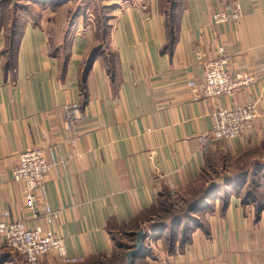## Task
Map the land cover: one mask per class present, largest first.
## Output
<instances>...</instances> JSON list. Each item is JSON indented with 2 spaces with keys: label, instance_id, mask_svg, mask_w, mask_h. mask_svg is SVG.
<instances>
[{
  "label": "crops",
  "instance_id": "crops-1",
  "mask_svg": "<svg viewBox=\"0 0 264 264\" xmlns=\"http://www.w3.org/2000/svg\"><path fill=\"white\" fill-rule=\"evenodd\" d=\"M97 1L117 4L105 46L91 13ZM169 1L64 0L53 8L47 0H0V210L62 236L68 255L83 258L77 264L120 253L118 242L129 240L114 238L109 223L129 226L157 203L163 185L187 198L199 184L221 188L192 214L187 240L183 225L151 231L134 263L264 261V0H239L243 17L221 24L212 17L230 11L224 0H174L175 41L163 52ZM10 40L13 73L2 54ZM96 48L83 98L80 80ZM219 48L229 73L251 74L253 82L232 96L205 98L188 81H202ZM254 101L258 116L240 137L203 148L214 109ZM76 102L83 111L67 131L64 105ZM38 146L51 165L44 201L59 212L52 224L40 215L42 200L36 216L26 209L24 185L12 177L19 154ZM234 165L249 166L250 174L242 185L226 186ZM0 264H26L2 237ZM39 264L58 260L50 254Z\"/></svg>",
  "mask_w": 264,
  "mask_h": 264
},
{
  "label": "built area",
  "instance_id": "built-area-1",
  "mask_svg": "<svg viewBox=\"0 0 264 264\" xmlns=\"http://www.w3.org/2000/svg\"><path fill=\"white\" fill-rule=\"evenodd\" d=\"M229 12H216L212 20L216 24L238 22L243 17V9L239 0H224ZM229 57L223 48L218 49L215 58L205 63V70L201 82L188 81V86L205 98H220L232 96L241 88L252 84L251 74H230L227 65ZM63 127L67 131L74 128V123L81 116L79 104L67 103L64 105ZM259 108L256 101L238 105L232 109L216 108L211 112V129L201 137L203 148L209 147L216 141H231L240 137L247 126L258 116ZM73 143V140H71ZM51 169L42 146L22 151L19 154L18 164L12 172L13 180L24 185V204L26 209L36 216L37 203L43 201L41 217L48 224L58 218L59 212L52 210L46 204L45 179ZM181 190H171L172 197L177 200ZM8 210H0V237L8 248L22 255L27 264H39L47 255L57 257L58 264H75L83 261L82 257H71L67 253L62 236L56 235L49 229L36 226L28 228L23 221L9 219ZM149 237L147 236L146 239ZM264 264V261L261 263Z\"/></svg>",
  "mask_w": 264,
  "mask_h": 264
},
{
  "label": "trees",
  "instance_id": "trees-1",
  "mask_svg": "<svg viewBox=\"0 0 264 264\" xmlns=\"http://www.w3.org/2000/svg\"><path fill=\"white\" fill-rule=\"evenodd\" d=\"M28 1L31 2L33 0H28ZM47 1H49V3L52 4L53 8H58L59 5L64 0H47ZM173 1L174 0L169 1L168 10L166 11V15H167L166 43L164 45L163 52L166 49H169L175 41V33L173 31L174 21H173V14L171 12L172 11L171 6H173L172 4ZM116 6H117L116 3H112L109 5L103 6V8L109 11H112ZM110 15L102 19L100 17L98 18L96 17L97 29L100 35V40L102 41L103 45H104L103 42H104L105 36L109 29L108 20L111 17ZM13 43L14 42L10 40V42L6 46V50H4L2 53L3 55H6L7 58L9 59L7 64L5 65V70L11 73L14 72V66L11 63V58L13 56V54L11 53L13 49V45H14ZM97 53H98V48H96V50L94 52L92 51V53L90 54L89 60L86 63V67L84 69V72L80 80L83 98H85L84 82L86 79V73L92 61L96 57H98ZM106 57L107 59H105L106 61H104V64L106 65V71L110 77L112 85H115V70H113V63H112L114 62V58L112 57V55H109V54H107ZM83 106H84L83 103L80 102L79 103L80 111H83ZM233 169L234 170L230 171L229 178L225 184L226 186L242 185L244 183L245 178L250 174L249 166L239 167L237 165H234ZM263 169H264V166H263ZM220 188L219 186L202 188V185L199 184L196 190L193 189V191L191 192V195L187 198L184 197V194H182L181 192L179 197H177V200L178 202L181 201L182 204L180 205V207L175 208L173 206L174 199L172 197L171 190L166 185H163L162 189L160 190V193H158L157 203L151 206L150 209L135 216L133 222L129 226L121 224L117 228V226L114 225L113 222L109 223L108 230L114 238L120 239L123 236L127 240H129V243L127 244L124 243L122 240L118 242V248L120 249L121 252L115 255H112L110 257L103 256V255L96 256L92 258L90 261L86 262L85 264H126L125 254L130 248H132V245L135 242V234L141 228H144L146 236H147L151 231H164L165 229L169 227H173L174 232H175V229L183 225V231H185L184 232L185 235H184V238L182 239L187 240L186 239L187 232L189 231L190 227L193 226V224H195L196 222V218L193 217L192 214L196 212L199 208H202L204 205H206V200H208L211 194H213ZM246 199L247 198H244V202ZM173 235L174 234L170 236L174 238ZM144 251H145V247H144ZM134 260L136 259H133V264H135ZM136 264H139V263H136Z\"/></svg>",
  "mask_w": 264,
  "mask_h": 264
},
{
  "label": "water",
  "instance_id": "water-1",
  "mask_svg": "<svg viewBox=\"0 0 264 264\" xmlns=\"http://www.w3.org/2000/svg\"><path fill=\"white\" fill-rule=\"evenodd\" d=\"M145 239H146L145 230L141 228L135 234V242L132 245V248H130L125 254L127 264H133V259H137L142 256Z\"/></svg>",
  "mask_w": 264,
  "mask_h": 264
},
{
  "label": "rangeland",
  "instance_id": "rangeland-1",
  "mask_svg": "<svg viewBox=\"0 0 264 264\" xmlns=\"http://www.w3.org/2000/svg\"><path fill=\"white\" fill-rule=\"evenodd\" d=\"M84 1H81L80 3H83ZM105 5H109V4H103L101 1H97L96 3H93L91 5V13L95 16V18L97 17H100L101 19L102 18H105L106 16H109L111 14V11L103 8V6ZM84 8V7H83ZM72 9H73V6H72ZM204 179H209L208 177L204 176ZM180 200V199H179ZM182 204L181 201L178 202V200H175L173 201V206L175 208H178L180 207V205ZM18 253V252H17ZM26 262V260H25ZM27 264V262H26Z\"/></svg>",
  "mask_w": 264,
  "mask_h": 264
}]
</instances>
